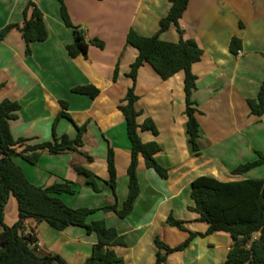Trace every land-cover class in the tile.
I'll list each match as a JSON object with an SVG mask.
<instances>
[{
    "label": "crops",
    "instance_id": "0c3cea01",
    "mask_svg": "<svg viewBox=\"0 0 264 264\" xmlns=\"http://www.w3.org/2000/svg\"><path fill=\"white\" fill-rule=\"evenodd\" d=\"M74 26L85 32L88 56L72 58L67 47L74 43V31L61 17L57 0H34L43 13L48 38L28 46L19 28L0 40V102L17 101L21 109L10 121L14 139L30 141L15 148L22 153L27 145L54 142L67 135L75 139L76 126L87 125L79 152L58 154L41 152L36 164L21 156L14 162L35 186L46 188L69 181L76 195L59 197L70 207L98 209L88 222L104 221L122 237L124 244L113 247L125 264H155L159 238L171 248L190 236L171 227L173 215L186 222V228L205 234L209 224L189 210L194 206L191 184L209 176L221 182L264 180V164L242 175L231 172L240 165L257 160L264 153V115L252 113L250 100L257 98L264 82V0H190L180 21L186 39L194 40L203 51L201 61L192 67L197 76L192 100L200 124V152L193 151L187 131L185 73L163 80L149 63L139 70L135 94L139 125L153 120L158 130H139L144 143L156 142L161 151L157 161L168 170L163 179L147 168L142 156L138 161L141 194L133 212L120 218L103 207L117 204L120 209L128 197V168L131 144L125 115L119 109L133 81L128 76L139 52L127 43L131 28L142 36H153L170 7L169 0H64ZM28 0H0V30L15 24L22 28ZM32 9L28 12L31 18ZM234 37L242 40L237 55L230 51ZM104 43L103 49L91 44ZM160 39L177 43L180 34L172 25ZM119 75L114 81L115 70ZM92 85L100 90L95 99L77 94L73 89ZM68 103L71 120L54 123ZM112 149L117 171L116 190L107 183L108 154ZM89 157L91 160H89ZM77 168L95 175L90 184ZM19 219L18 203L11 196L5 210V223L12 226ZM24 235L38 241V254L59 255L67 264H84L97 243L94 234L71 226L56 230L46 221L27 219ZM231 236L224 232L195 238L183 251L169 254L163 264H223L233 247ZM164 255L165 250H160Z\"/></svg>",
    "mask_w": 264,
    "mask_h": 264
},
{
    "label": "trees",
    "instance_id": "16d2710c",
    "mask_svg": "<svg viewBox=\"0 0 264 264\" xmlns=\"http://www.w3.org/2000/svg\"><path fill=\"white\" fill-rule=\"evenodd\" d=\"M60 3L61 17L65 25L74 31V43L67 47L70 57L88 56L89 43L85 39L83 29L76 27L71 22L67 6L64 0ZM171 7L167 15L160 21V29L153 36H142L131 28L127 35V43L139 52L135 62L131 65L128 76L133 84L128 89L125 99L119 106L123 112L127 124V134L131 144V163L128 168L129 192L126 201L119 209L117 204L103 207L104 211H113L120 218L129 216L141 194L138 179V161L142 156L147 168L154 169L161 178L168 179L169 172L157 161V154L161 148L156 142L144 143L139 135V130H150L158 133L155 123L147 119L144 124L137 122L140 112L136 109L139 97L135 94L140 68L149 63L163 80L174 75L185 73L186 116L189 141L193 151L199 154L200 124L197 119V109L192 95L196 89L197 76L192 67L201 61L203 51L194 40L186 39L180 21L187 10L190 0H169ZM32 9L31 18L28 12ZM25 22L22 28L15 24L6 26L0 30V40H3L14 28H19L30 54L29 45L32 42H42L48 38L43 13L35 5L34 0H28L24 10ZM175 25L180 40L177 43L160 39L161 33ZM91 44L103 49L104 43L98 39ZM242 49V40L234 37L231 41L230 51L237 55ZM119 75L118 67L115 70L114 81ZM73 92L88 95L95 99L100 90L92 85L76 87ZM252 113L258 116L264 115V82L261 85L256 99L250 100ZM68 103L62 102L63 110L59 113L54 126L61 118L71 120L67 112ZM21 109L17 101L4 100L0 102V264H67L59 255L40 256L37 252L38 241L34 236H26L23 233L25 221L34 219L37 222L46 221L56 230L76 226L86 229L88 234L97 237V243L93 246L91 257L84 264H125L113 247L123 245V239L113 227H108L104 221L88 222L91 214L98 209L78 208L68 206L59 196L62 194L76 195L78 190L72 182L64 181L52 186L42 188L33 185L27 179L24 171L14 162V157L21 156L31 164H36L41 152L48 150L51 153H61L67 150L79 152L83 147V136L87 131V125L76 126L78 135L70 139L67 135L54 142H44L36 145H27L22 153H17L15 148L26 144L29 139H14L10 121L17 118ZM257 160L238 166L232 170L233 175H242L264 164V153L257 151ZM89 160L91 158L89 157ZM109 186L116 190L117 171L115 157L112 149L108 154ZM85 175L90 184H94L95 175L85 169L77 168ZM191 199L194 206L189 210L200 215V220L209 224L205 234L194 233L186 228V222L177 220L173 215L167 219V224L190 234L189 238L178 247L171 248L159 238L156 246L159 249L155 264H163L167 256L173 252L185 250L197 237H205L214 233L224 232L231 236L233 247L228 253L223 264H264V180H243L221 182L214 177L201 176L191 184ZM16 198L18 203L19 219L12 226L5 223V207L10 197ZM160 250H165L162 255Z\"/></svg>",
    "mask_w": 264,
    "mask_h": 264
},
{
    "label": "rangeland",
    "instance_id": "374dc122",
    "mask_svg": "<svg viewBox=\"0 0 264 264\" xmlns=\"http://www.w3.org/2000/svg\"><path fill=\"white\" fill-rule=\"evenodd\" d=\"M8 204V203H7ZM6 207H7V205H6ZM6 207H5V210H6Z\"/></svg>",
    "mask_w": 264,
    "mask_h": 264
}]
</instances>
